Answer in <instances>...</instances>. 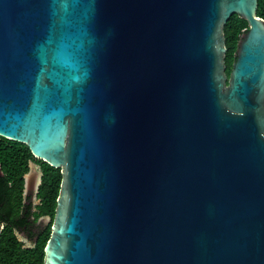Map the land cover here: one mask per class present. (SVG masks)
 Segmentation results:
<instances>
[{
  "label": "water",
  "instance_id": "1",
  "mask_svg": "<svg viewBox=\"0 0 264 264\" xmlns=\"http://www.w3.org/2000/svg\"><path fill=\"white\" fill-rule=\"evenodd\" d=\"M257 10L0 0V137L62 175L44 264H264Z\"/></svg>",
  "mask_w": 264,
  "mask_h": 264
},
{
  "label": "trees",
  "instance_id": "2",
  "mask_svg": "<svg viewBox=\"0 0 264 264\" xmlns=\"http://www.w3.org/2000/svg\"><path fill=\"white\" fill-rule=\"evenodd\" d=\"M257 15L264 19V0H258ZM247 30V22L237 15L232 16L224 28L228 76L239 38ZM31 163L42 172L36 194L38 204L25 194V177ZM61 182L60 170L36 160L25 145L0 137V264H44V250L51 236ZM43 218H50L44 228L38 225ZM21 233L26 234L31 247L26 248L20 241L18 234Z\"/></svg>",
  "mask_w": 264,
  "mask_h": 264
},
{
  "label": "rangeland",
  "instance_id": "3",
  "mask_svg": "<svg viewBox=\"0 0 264 264\" xmlns=\"http://www.w3.org/2000/svg\"><path fill=\"white\" fill-rule=\"evenodd\" d=\"M30 167L32 169L31 175H28V186L26 189V196L31 197L32 200L38 204V201L36 200V194H37V187L40 181V168L37 165H34L33 163L30 164ZM50 223V218H43L40 220L38 225L40 227H46ZM18 237L20 241H22L25 244V247H31L32 243L27 240L26 234H18Z\"/></svg>",
  "mask_w": 264,
  "mask_h": 264
}]
</instances>
